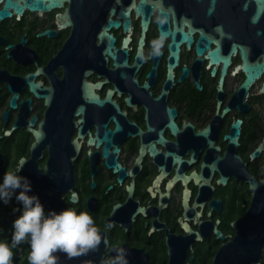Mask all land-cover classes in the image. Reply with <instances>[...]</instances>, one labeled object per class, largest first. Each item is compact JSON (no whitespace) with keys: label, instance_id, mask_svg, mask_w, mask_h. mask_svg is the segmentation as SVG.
I'll return each instance as SVG.
<instances>
[{"label":"flooded vegetation","instance_id":"af4514ba","mask_svg":"<svg viewBox=\"0 0 264 264\" xmlns=\"http://www.w3.org/2000/svg\"><path fill=\"white\" fill-rule=\"evenodd\" d=\"M139 1L64 0L0 16V179L26 159L30 194L46 210L88 211L104 257L119 246L130 264H256L238 259L237 237L253 189L264 197V72L241 89L232 46L264 63V10L242 36L218 19V3L207 15L209 0H161L168 29L157 8L143 30ZM183 21L192 29L174 32ZM218 47L230 56L224 75L210 57ZM17 206L0 203L9 240ZM258 219L264 264V205ZM29 251L22 244L14 262Z\"/></svg>","mask_w":264,"mask_h":264},{"label":"clouds","instance_id":"9594fccd","mask_svg":"<svg viewBox=\"0 0 264 264\" xmlns=\"http://www.w3.org/2000/svg\"><path fill=\"white\" fill-rule=\"evenodd\" d=\"M158 43L153 54L158 55ZM26 159H21L13 169H8L0 179V203L5 206L17 202L12 213H19L11 225V238L0 239V264H14V250L28 244V264H58L59 254L75 258L98 251L103 238L101 229L88 211L76 207L63 210H46L38 194L33 193L29 177L22 175ZM75 196V194H73ZM112 253L102 257L101 264H130L128 250L112 248Z\"/></svg>","mask_w":264,"mask_h":264},{"label":"water","instance_id":"95a60500","mask_svg":"<svg viewBox=\"0 0 264 264\" xmlns=\"http://www.w3.org/2000/svg\"><path fill=\"white\" fill-rule=\"evenodd\" d=\"M63 1L64 0H6L5 8L0 12V16H9V8H13L19 14H21L26 7H29L33 10H50L55 7H60ZM176 1L181 2L182 0ZM217 3L219 7L217 15L218 19L220 17L224 19L229 24V28L232 29L233 32L242 36L254 32V29H256L264 10V0H209L210 7L206 10L207 15H211L213 13ZM133 7L135 8L137 15L142 17L143 30H147L149 26V17L157 8L159 11L160 29H168L167 23L169 21V15L170 13H172V11L165 8L161 0H140L139 3L136 6L133 5ZM120 16L125 19V28H128L129 12L124 11L123 9L120 12ZM186 24L189 25V28L191 30L192 26L190 25V23L188 21H183L180 27H178L177 23L175 22L174 32H182V29ZM110 25L118 26L119 22H110ZM217 29L221 31L220 26H218ZM168 34L169 31H167L166 33H162V37L167 36ZM183 35V40H187L188 44H190L192 38L186 37L185 34ZM201 38L203 39L205 38V36L202 35ZM238 47L240 48L243 64L240 67L236 68L235 72L239 69L245 72L246 80L242 84L241 89L248 91L252 84L256 81V79H258L264 72V63L248 62L247 52L245 48L238 44H234L232 46V52L236 53ZM199 52L203 53L204 50L201 49L199 50ZM210 57L212 62L216 64L224 62V75L226 73L227 67L230 64V56L228 55L225 57H221L220 48L218 47L210 52ZM222 84L223 79H221L220 81L221 86ZM262 91L264 92V85ZM239 124L240 123L236 124V128H238ZM37 136H39V133H37ZM42 198H44V196ZM262 205H264V197H262V195H259V193L253 189V201L249 221L250 224L244 226L240 225L238 227L239 235L237 237V243L239 246L238 259L240 261L247 260V262L253 261L256 264H260L258 260V248L260 244L258 218ZM51 210L55 209L52 207ZM107 246V240H102L101 246L98 251H93L86 255L71 259L67 258L64 254L61 253L59 254L58 264H101L102 257H104V251Z\"/></svg>","mask_w":264,"mask_h":264},{"label":"trees","instance_id":"16d2710c","mask_svg":"<svg viewBox=\"0 0 264 264\" xmlns=\"http://www.w3.org/2000/svg\"><path fill=\"white\" fill-rule=\"evenodd\" d=\"M3 228H4L3 223H2V221H0V239L5 238L4 237L5 234H4V229ZM25 245H26V250H29L30 249L29 245L26 244V243H25ZM26 253H27L26 256L28 257V252H26ZM14 264H16V262H14ZM17 264H28V258L23 260V261H18Z\"/></svg>","mask_w":264,"mask_h":264}]
</instances>
